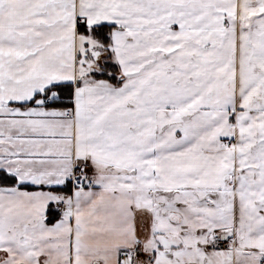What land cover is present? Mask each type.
I'll return each instance as SVG.
<instances>
[{
    "label": "snow or ice",
    "instance_id": "snow-or-ice-1",
    "mask_svg": "<svg viewBox=\"0 0 264 264\" xmlns=\"http://www.w3.org/2000/svg\"><path fill=\"white\" fill-rule=\"evenodd\" d=\"M0 264H264V0H0Z\"/></svg>",
    "mask_w": 264,
    "mask_h": 264
}]
</instances>
